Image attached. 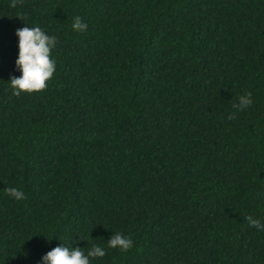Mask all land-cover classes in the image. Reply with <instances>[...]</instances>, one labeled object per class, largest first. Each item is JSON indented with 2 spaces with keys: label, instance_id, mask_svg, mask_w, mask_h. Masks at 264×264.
<instances>
[{
  "label": "trees",
  "instance_id": "trees-1",
  "mask_svg": "<svg viewBox=\"0 0 264 264\" xmlns=\"http://www.w3.org/2000/svg\"><path fill=\"white\" fill-rule=\"evenodd\" d=\"M26 25L57 38L55 71L13 95ZM249 215L264 224V0H0V264L72 238L105 248L90 264H264Z\"/></svg>",
  "mask_w": 264,
  "mask_h": 264
},
{
  "label": "clouds",
  "instance_id": "clouds-1",
  "mask_svg": "<svg viewBox=\"0 0 264 264\" xmlns=\"http://www.w3.org/2000/svg\"><path fill=\"white\" fill-rule=\"evenodd\" d=\"M71 28L83 32L87 24L82 22L79 16L72 18ZM17 37V56L15 59V68L20 72L19 76L9 78V86L13 95H19L21 92L32 93L40 91L47 87V81L51 79L55 71L56 61L51 56V50L57 43L54 35L47 34L40 26H24L15 30ZM253 103L250 92H245L238 97V103L233 107L237 111L242 110ZM235 113L230 114L228 119H232ZM6 192L15 199H23V192L15 187L7 188ZM245 219L250 227L254 226L257 230L264 231V224L252 216H246ZM58 239V238H57ZM59 244L45 252L38 264H90L91 258L103 257L105 248L93 244L86 253L82 247L73 246L74 238L63 243L60 239ZM108 248H117L125 252L133 246L132 239L120 232H114L106 240ZM71 242V243H70Z\"/></svg>",
  "mask_w": 264,
  "mask_h": 264
}]
</instances>
